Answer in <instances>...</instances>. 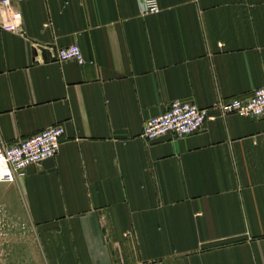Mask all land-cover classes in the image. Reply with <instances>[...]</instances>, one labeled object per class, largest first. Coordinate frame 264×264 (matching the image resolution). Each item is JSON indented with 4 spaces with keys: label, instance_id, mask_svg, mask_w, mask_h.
<instances>
[{
    "label": "crops",
    "instance_id": "1",
    "mask_svg": "<svg viewBox=\"0 0 264 264\" xmlns=\"http://www.w3.org/2000/svg\"><path fill=\"white\" fill-rule=\"evenodd\" d=\"M158 4H0V24L21 12L0 26V143L64 128L53 156L0 181L39 264H264V116L214 109L191 134H141L173 99L211 106L264 84V0ZM73 43L82 62L55 58Z\"/></svg>",
    "mask_w": 264,
    "mask_h": 264
},
{
    "label": "built area",
    "instance_id": "2",
    "mask_svg": "<svg viewBox=\"0 0 264 264\" xmlns=\"http://www.w3.org/2000/svg\"><path fill=\"white\" fill-rule=\"evenodd\" d=\"M10 0H0L2 8L8 10ZM141 12L159 10L158 0H138ZM21 21V12L13 11L0 26L6 30H17ZM57 60L75 59L83 61L78 44L58 47L54 53ZM218 114L236 113L241 116H264V84L255 88L249 96H234L215 102L211 106H199L187 99L171 100L165 109L143 122L141 134L147 140H156L163 136H183L202 128L206 119ZM64 128L61 124L50 125L14 143H0V181H15L23 175L28 164L39 162L53 156L60 144Z\"/></svg>",
    "mask_w": 264,
    "mask_h": 264
},
{
    "label": "rangeland",
    "instance_id": "3",
    "mask_svg": "<svg viewBox=\"0 0 264 264\" xmlns=\"http://www.w3.org/2000/svg\"><path fill=\"white\" fill-rule=\"evenodd\" d=\"M9 191L0 184V264H39L34 225L16 207L14 195L12 202L7 199Z\"/></svg>",
    "mask_w": 264,
    "mask_h": 264
}]
</instances>
